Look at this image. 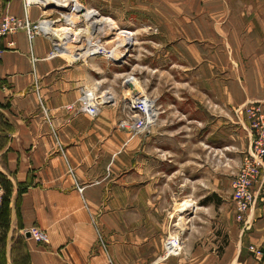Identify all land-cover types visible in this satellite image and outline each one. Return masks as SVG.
I'll use <instances>...</instances> for the list:
<instances>
[{"label": "crops", "instance_id": "crops-1", "mask_svg": "<svg viewBox=\"0 0 264 264\" xmlns=\"http://www.w3.org/2000/svg\"><path fill=\"white\" fill-rule=\"evenodd\" d=\"M92 1L113 19L124 3L174 34L156 51L158 63L171 60L173 88L149 94L158 119L135 134L118 124L131 100L117 63L52 56L43 34L0 36V264H264L249 250H264V203L244 228L232 202L251 143L244 107L264 98V0ZM43 8L31 5L30 20ZM7 12L23 16L24 1L0 0V20ZM86 92L110 99L96 116L81 109ZM184 199L196 203L185 229L175 207ZM182 229L183 252L165 257Z\"/></svg>", "mask_w": 264, "mask_h": 264}, {"label": "built area", "instance_id": "built-area-1", "mask_svg": "<svg viewBox=\"0 0 264 264\" xmlns=\"http://www.w3.org/2000/svg\"><path fill=\"white\" fill-rule=\"evenodd\" d=\"M25 14L23 16L5 13L0 20V36L7 37L15 34L20 30L27 33L28 39L33 40L37 35H46L42 31L40 19L33 22L28 17L27 11L32 4L39 5L40 0H23ZM41 5V4H40ZM45 4L42 3L41 6ZM14 45V42H9ZM110 99L105 95H88L84 93L80 102L81 109L96 116L102 105L108 103ZM264 99L260 101L250 102L244 107L247 128L250 132L251 143L250 148L246 152L242 164L232 181V202L236 212L237 221L248 228V214L250 210L258 203H264ZM124 116L119 120L118 124L122 129L129 130L132 133H146L156 123L159 116V109L154 104L150 107L145 100L137 99L134 103L123 106ZM82 190V188H80ZM5 185L0 176V213L5 194ZM32 237L37 241H46L47 233L39 227H31L29 229ZM181 243V238H176V245ZM176 245L170 255H178L179 251H175ZM249 250L255 258L262 259L264 250L262 247L250 245ZM166 253V251H165ZM169 255V256H170Z\"/></svg>", "mask_w": 264, "mask_h": 264}, {"label": "rangeland", "instance_id": "rangeland-1", "mask_svg": "<svg viewBox=\"0 0 264 264\" xmlns=\"http://www.w3.org/2000/svg\"><path fill=\"white\" fill-rule=\"evenodd\" d=\"M80 5L82 7L81 12L75 13V19H76V25L73 28H89L91 23L90 20L86 19L85 16L82 14L85 9H94L92 8L93 1L89 0L88 3L84 1H79ZM108 7H105L104 9L108 11L109 5L107 4ZM114 6L111 5V10ZM54 7H49L45 6L43 9V17H45L46 14L51 13L50 17L47 18H53L56 20V27H61L63 25H67L68 22L66 21V18L64 17V13L68 12L65 10V8L59 10V9H53ZM50 10V11H48ZM97 10V9H96ZM131 9H126L124 6V3H120V5H117L114 13L115 16L114 20L116 21L118 28L121 29H127V30H132L134 32V40H133V45L129 48L127 51L129 54H125V56L120 59L119 61H112L114 63L117 62V73L120 75L118 77V81H122L125 77V75L128 74V77H136L139 81L142 78V82L144 85V89L147 91L146 93L149 95L156 96L158 93H163L166 90L172 89L173 88V73L171 71V66L167 65L169 59L167 62H164L163 58H161V63H158L157 57H156V51L158 49V45H173L174 41L172 37H174V34L172 33H167V34H162L157 32V29L153 26L148 27L146 24V20H143L140 17V11L137 12V14H131ZM46 11V12H45ZM48 11V12H47ZM135 11H133L134 13ZM100 13L99 18H105L108 17V15L104 13ZM80 15V17H79ZM117 31V30H116ZM115 30L111 31L109 34H105L103 36L101 43L104 42L106 45H112L111 40L114 39L115 37ZM94 39L99 38L98 32H95L93 35ZM101 36V35H100ZM109 39V40H108ZM105 40V41H104ZM105 57L104 55H100ZM106 58V57H105ZM111 61V60H110ZM159 67V69H158ZM127 80V79H126ZM121 83V82H120ZM141 83V82H140ZM127 86L125 85L123 92L125 91V88ZM143 89V90H144ZM144 90V91H145ZM149 95V96H150ZM150 96V97H151ZM151 97V98H152ZM155 102V99L152 98ZM264 99V98H263ZM261 99V100H263ZM260 101V100H258ZM246 154V153H245ZM245 156V155H244ZM182 201H188L190 205V209L186 210H178V216H179V221L178 224L181 225L182 228L185 229V225L188 219V215L190 212L193 211V209L196 206V203L192 199H184ZM180 201V202H182ZM178 202V203H180ZM177 203V204H178ZM176 204V206H177ZM175 206V207H176ZM180 218H183V220L180 222ZM205 222H202V224ZM198 233H204L205 234V226L203 227H198ZM181 233V234H180ZM179 233V238H181V244H184L183 241V233L184 230L182 229L181 232ZM213 233H216V229H213ZM220 243L217 244L218 248L217 249H222L221 247L219 248ZM183 250V249H182ZM166 251V256H168L167 249L165 247Z\"/></svg>", "mask_w": 264, "mask_h": 264}, {"label": "bare ground", "instance_id": "bare-ground-1", "mask_svg": "<svg viewBox=\"0 0 264 264\" xmlns=\"http://www.w3.org/2000/svg\"><path fill=\"white\" fill-rule=\"evenodd\" d=\"M42 3L45 4L43 7H47L49 4H54V10H61L65 8V10L68 11L64 13V17L66 18L68 24L61 27L55 26V19L47 18L51 16V13L46 14L45 17L40 20L42 31L54 42L55 49L52 51V56H63L71 60L83 59L87 61L88 57L104 55L111 61H119L125 56L130 48L129 46L133 45V31L118 28L116 21L110 16L99 18L100 13L96 9H86L82 13L86 19L90 20L91 25L89 28H73L77 23L75 13L84 10L82 9L80 2L77 0H40L39 5H42ZM113 30H117L114 32V39L110 41L111 44H114L106 45L104 42L101 43V38H103L105 34L111 33ZM95 32H98L99 35V38L97 39H94L92 36ZM126 86L127 87L124 91L126 102L131 100V102L134 103L137 99L143 98L150 107H154V100L146 93V91L143 90L144 88L142 84L136 77L130 78L129 76L126 80ZM102 95L105 94L102 93ZM190 205L191 204H189L188 201H182L177 204L176 211L190 209ZM182 220L183 218H180V222ZM176 238L179 239V233L172 234L165 242L168 256L172 254L171 252L174 249V245H176ZM182 249L183 245L179 242V244L176 245L175 251L180 250L181 252Z\"/></svg>", "mask_w": 264, "mask_h": 264}, {"label": "trees", "instance_id": "trees-1", "mask_svg": "<svg viewBox=\"0 0 264 264\" xmlns=\"http://www.w3.org/2000/svg\"><path fill=\"white\" fill-rule=\"evenodd\" d=\"M5 194H6V193H5ZM5 194H4V197H3V203H2V208H1L0 217H1V214L3 213V208L5 207V204H6V201H5Z\"/></svg>", "mask_w": 264, "mask_h": 264}, {"label": "water", "instance_id": "water-1", "mask_svg": "<svg viewBox=\"0 0 264 264\" xmlns=\"http://www.w3.org/2000/svg\"><path fill=\"white\" fill-rule=\"evenodd\" d=\"M49 7H55V5L54 4H49L48 5ZM86 10V9H85ZM132 45H130L129 47H131ZM127 54H129L128 52H127Z\"/></svg>", "mask_w": 264, "mask_h": 264}]
</instances>
